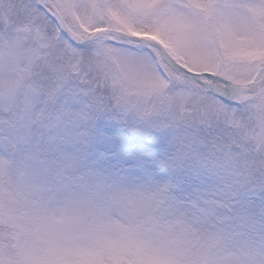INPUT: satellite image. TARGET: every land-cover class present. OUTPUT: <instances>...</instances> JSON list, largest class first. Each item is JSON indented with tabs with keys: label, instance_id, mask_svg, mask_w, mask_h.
<instances>
[{
	"label": "snow or ice",
	"instance_id": "obj_1",
	"mask_svg": "<svg viewBox=\"0 0 264 264\" xmlns=\"http://www.w3.org/2000/svg\"><path fill=\"white\" fill-rule=\"evenodd\" d=\"M0 264H264V0H0Z\"/></svg>",
	"mask_w": 264,
	"mask_h": 264
}]
</instances>
